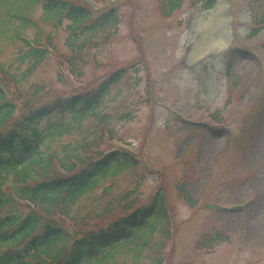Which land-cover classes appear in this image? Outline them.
Instances as JSON below:
<instances>
[{
    "label": "rangeland",
    "instance_id": "1",
    "mask_svg": "<svg viewBox=\"0 0 264 264\" xmlns=\"http://www.w3.org/2000/svg\"><path fill=\"white\" fill-rule=\"evenodd\" d=\"M97 1L100 13L116 10L118 23L82 37L94 45L85 53L83 79L72 77L52 56L19 86L9 77V99L16 87L25 97L41 88L42 104H51L95 91L124 70L81 127L60 138L45 136L42 153L58 155L105 121L122 141L116 145L139 162L102 181L76 203L71 216L101 212L110 202L149 206L161 194L170 233L161 253L164 264H264V26L250 37L252 29L261 28L264 0H217L210 11L204 9L207 0H184L170 18L162 15L160 0ZM42 15L36 8L32 19L38 28L27 35L43 42L58 36L55 45L69 54L72 24L55 30ZM4 47L1 61L21 80L28 64L20 68L15 61L23 46ZM64 122L71 125V115ZM114 149L107 141L101 148L104 154ZM16 211L8 207L6 213ZM160 233L155 243L163 238ZM215 235L223 239L212 247Z\"/></svg>",
    "mask_w": 264,
    "mask_h": 264
},
{
    "label": "trees",
    "instance_id": "2",
    "mask_svg": "<svg viewBox=\"0 0 264 264\" xmlns=\"http://www.w3.org/2000/svg\"><path fill=\"white\" fill-rule=\"evenodd\" d=\"M216 3L217 0H207L204 9L210 11ZM183 5L184 0H160L165 18L172 17ZM38 7L43 12L41 21L52 23L55 30L63 28L65 22L72 24L68 27L69 54L59 50L53 34L45 42L39 36L28 43L26 32L38 28L39 21L32 19ZM92 17L94 13L85 0H0V264H164L161 253L170 233L163 195L158 194L149 206L110 202L101 212L71 216L76 203L102 181L139 164L126 151L104 154L101 148L105 141L112 148L116 139L105 121L92 136L65 145L61 154L41 151L45 136L60 138L69 135L74 126L81 127L109 90L122 80L123 73L113 74L95 91L57 98L51 104H42L45 97L41 88L25 97V91L16 87V101L7 95L12 86L9 77L19 86L51 54L73 76L82 79L88 64L85 53L94 46L90 39L82 41V37L90 29L94 35L118 23L115 10L100 15L88 27ZM259 25L261 28L252 29L250 37L263 30L264 17ZM8 42L23 46L15 61L20 68L28 64L21 80L12 72L11 64L6 66L1 61ZM24 98L20 108L17 102ZM65 115H71V125L64 122ZM186 199L192 203L189 197ZM8 207L17 211L6 213ZM157 232L163 238L155 243ZM29 239L32 240L26 243ZM221 239L215 235L212 244L211 240L205 242L212 246ZM147 253L149 262H145Z\"/></svg>",
    "mask_w": 264,
    "mask_h": 264
},
{
    "label": "bare ground",
    "instance_id": "3",
    "mask_svg": "<svg viewBox=\"0 0 264 264\" xmlns=\"http://www.w3.org/2000/svg\"><path fill=\"white\" fill-rule=\"evenodd\" d=\"M200 56L198 55L196 58H199Z\"/></svg>",
    "mask_w": 264,
    "mask_h": 264
}]
</instances>
